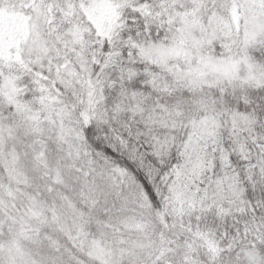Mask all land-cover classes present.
Returning a JSON list of instances; mask_svg holds the SVG:
<instances>
[{"label": "snow or ice", "instance_id": "snow-or-ice-1", "mask_svg": "<svg viewBox=\"0 0 264 264\" xmlns=\"http://www.w3.org/2000/svg\"><path fill=\"white\" fill-rule=\"evenodd\" d=\"M0 264H264V0H0Z\"/></svg>", "mask_w": 264, "mask_h": 264}]
</instances>
